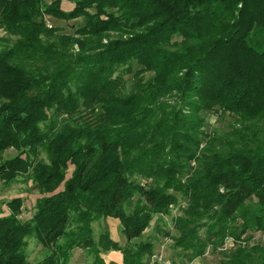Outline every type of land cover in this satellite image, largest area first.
Segmentation results:
<instances>
[{
    "label": "trees",
    "instance_id": "obj_1",
    "mask_svg": "<svg viewBox=\"0 0 264 264\" xmlns=\"http://www.w3.org/2000/svg\"><path fill=\"white\" fill-rule=\"evenodd\" d=\"M74 1L64 11L59 0H0V26L16 36L0 51V152H21L1 174L25 169L24 149L42 142L53 161L70 154L76 164L64 190L44 185L50 192L32 223L0 217V264H66L57 252L68 237L67 204L121 219L132 240L178 193L187 205L173 240L191 252L188 262L211 246L223 264H264L257 239L264 232V0ZM47 14L84 17V24L77 36L61 35ZM54 110L66 115L67 143L89 138L83 147L55 146L65 136L49 138L52 131L41 127ZM139 112L158 134L131 152L128 140L150 133L142 139L137 131ZM212 113L231 119L227 133L211 129ZM114 120H125L118 135L111 134ZM138 172L152 183L137 181ZM55 176L57 187L65 176ZM30 233L52 254L28 260L22 247ZM153 252L152 242L126 248L125 264H145Z\"/></svg>",
    "mask_w": 264,
    "mask_h": 264
},
{
    "label": "rangeland",
    "instance_id": "obj_2",
    "mask_svg": "<svg viewBox=\"0 0 264 264\" xmlns=\"http://www.w3.org/2000/svg\"><path fill=\"white\" fill-rule=\"evenodd\" d=\"M52 1L53 0H46L47 3H51ZM59 1L60 8L64 11H71L75 7L74 0ZM45 19L48 27H54L56 32L61 35L77 36L78 34L75 32L84 24V17L67 20L47 14L45 15ZM15 39V35L9 34L0 26V51L5 45L12 44ZM87 39L89 42L91 41L90 37ZM106 41L107 38H104L103 42ZM71 48L74 52L78 51L77 44H73ZM151 75L152 73L147 72L146 78H149ZM126 77L128 78L127 91H130L133 88L132 76L128 74ZM113 102H110V105L115 109H119L117 104ZM51 112L50 119L52 122L50 121L49 125L47 124L48 122H42L41 127L43 129L47 128L48 134L52 131V136H49V138L51 137L54 139L56 137L65 136V125L67 123L66 115L60 113L59 110ZM138 115H141L137 117L138 121L141 119V124H139L140 122L138 121L136 122V124H139L137 125V131L143 133L141 134L142 139H146V137L147 139L141 141V139L136 138V140H133V144L128 140V149H131L129 150L131 152L137 150V147L139 149L151 143L152 140L157 139L156 135L158 134V132H155L156 128L150 130L152 127L156 126L143 122L142 117L144 116L142 112H139ZM209 119L213 131L218 134L228 132L231 119L227 115L226 118H219L215 113H212ZM124 121L125 120H120V122H115L116 125L111 131V134H120V126L118 125L124 123ZM148 131H150V133ZM147 133L149 134L143 138ZM66 137L67 136L64 137V141L61 140L60 142L58 140L55 142V146L61 145L62 148L70 145L69 151L78 150L89 140L88 137H79L77 138V144L73 142L69 144V142L67 143ZM91 137L92 135L90 138ZM65 143L67 144L63 145ZM20 153L21 152L14 147L1 151L0 166L19 157ZM24 153L25 154L22 155L24 160H22V162L24 163L23 165H25V169L16 171L12 177L5 176L1 174L0 171V217L14 215L15 218L21 222L30 224L38 209L40 199L50 192L43 189L44 185H47L48 188L54 192L64 190L66 181L73 176L76 164L74 163V156L72 157L70 154L66 156L68 157L67 159L66 157L61 158L58 156L56 160L53 161L43 142L34 149H24ZM131 158L132 155H130L128 159L131 160ZM196 163L197 162H194V165H196ZM41 166L47 167L42 173L39 171V167ZM55 166H57V168ZM157 170L158 169H156V171ZM46 171L49 172L48 176L45 174ZM60 174H64L65 180L61 185L56 187L54 182L55 175ZM136 176H138L137 181L140 183H152V177L146 179L145 175L139 172L136 173ZM186 176L187 173L182 177L183 181L186 180ZM69 194L70 191L66 194L68 201L71 199ZM177 195L179 198L176 202L170 204L169 211L167 210L165 213L154 214L150 225L145 228L142 235L132 240L127 238L123 230L121 219L98 213L95 207L92 208L91 206H87V208L86 205H80L81 203L78 205H75V202L70 203L71 205L67 204L65 211L70 218L68 237L60 240V249L57 254L62 256L61 259H65L62 261L66 264H125L126 248L135 250L139 248L141 243L152 242L154 252L153 254L144 255L142 260L145 264H223V256L219 250H213L211 246L208 247L203 256L196 257L191 262H188L187 257L191 252L176 245L173 240V236L176 235L174 221L182 214L183 208L187 205L186 201L180 197V194L178 193ZM124 209L126 212L130 211L127 206H124ZM204 230L205 227L201 228L199 234L202 235ZM257 235L258 241L264 243V232ZM69 245L72 246L70 247ZM232 245V242H228V246ZM22 251L31 262L41 261L52 254L51 248L33 233L24 237Z\"/></svg>",
    "mask_w": 264,
    "mask_h": 264
},
{
    "label": "built area",
    "instance_id": "obj_3",
    "mask_svg": "<svg viewBox=\"0 0 264 264\" xmlns=\"http://www.w3.org/2000/svg\"><path fill=\"white\" fill-rule=\"evenodd\" d=\"M226 242H227V244H228V242H232V243H233V239H232V238H228ZM158 260H159V259H158ZM159 261H160V260H159Z\"/></svg>",
    "mask_w": 264,
    "mask_h": 264
}]
</instances>
